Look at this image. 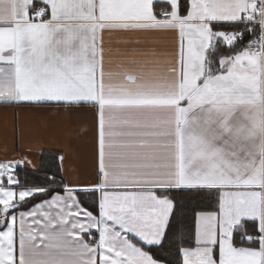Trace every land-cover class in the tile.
I'll return each instance as SVG.
<instances>
[{
    "label": "snow or ice",
    "instance_id": "6c2138e0",
    "mask_svg": "<svg viewBox=\"0 0 264 264\" xmlns=\"http://www.w3.org/2000/svg\"><path fill=\"white\" fill-rule=\"evenodd\" d=\"M8 109L95 166L0 157V264H264V0H0Z\"/></svg>",
    "mask_w": 264,
    "mask_h": 264
},
{
    "label": "crops",
    "instance_id": "0c3cea01",
    "mask_svg": "<svg viewBox=\"0 0 264 264\" xmlns=\"http://www.w3.org/2000/svg\"><path fill=\"white\" fill-rule=\"evenodd\" d=\"M169 47L173 45L169 43ZM78 126V122L70 126L35 109H22L15 114L11 109L0 110V157L11 158L31 147L32 159L39 164L42 152L62 148L68 156V166L81 179H91L95 166L94 142L90 133L77 135Z\"/></svg>",
    "mask_w": 264,
    "mask_h": 264
},
{
    "label": "trees",
    "instance_id": "16d2710c",
    "mask_svg": "<svg viewBox=\"0 0 264 264\" xmlns=\"http://www.w3.org/2000/svg\"><path fill=\"white\" fill-rule=\"evenodd\" d=\"M50 153H55V152L54 151H44V152H42L40 161L41 160L47 161L48 156H49Z\"/></svg>",
    "mask_w": 264,
    "mask_h": 264
}]
</instances>
